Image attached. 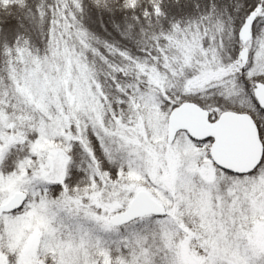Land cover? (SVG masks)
<instances>
[{
  "label": "snow or ice",
  "instance_id": "snow-or-ice-1",
  "mask_svg": "<svg viewBox=\"0 0 264 264\" xmlns=\"http://www.w3.org/2000/svg\"><path fill=\"white\" fill-rule=\"evenodd\" d=\"M0 264H264V0H0Z\"/></svg>",
  "mask_w": 264,
  "mask_h": 264
}]
</instances>
